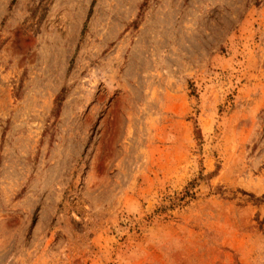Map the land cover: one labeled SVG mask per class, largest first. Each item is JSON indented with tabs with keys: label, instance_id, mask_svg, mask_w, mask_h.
<instances>
[{
	"label": "rangeland",
	"instance_id": "374dc122",
	"mask_svg": "<svg viewBox=\"0 0 264 264\" xmlns=\"http://www.w3.org/2000/svg\"><path fill=\"white\" fill-rule=\"evenodd\" d=\"M0 264H264V0H0Z\"/></svg>",
	"mask_w": 264,
	"mask_h": 264
},
{
	"label": "trees",
	"instance_id": "16d2710c",
	"mask_svg": "<svg viewBox=\"0 0 264 264\" xmlns=\"http://www.w3.org/2000/svg\"><path fill=\"white\" fill-rule=\"evenodd\" d=\"M90 9H89V12L91 11ZM63 92H64V88H61L60 91L56 94V96L54 98V102H53L54 103V109H53L54 110V114H58L59 113V107H60L61 101L63 99V97H62ZM191 185H192V182H189L187 187H185V190H184V192L182 194L183 196L184 195H188V193H189L188 187L191 186Z\"/></svg>",
	"mask_w": 264,
	"mask_h": 264
}]
</instances>
